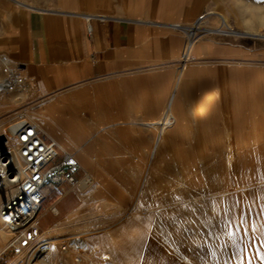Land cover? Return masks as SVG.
Here are the masks:
<instances>
[{
    "label": "crops",
    "instance_id": "1",
    "mask_svg": "<svg viewBox=\"0 0 264 264\" xmlns=\"http://www.w3.org/2000/svg\"><path fill=\"white\" fill-rule=\"evenodd\" d=\"M152 1L0 0V65L22 80L7 88L0 73V128L3 117L22 113L79 165L75 184L44 189L38 225L76 210V190L93 185L113 211H129L144 196L141 184L115 173L150 163L167 128L186 148H234L240 163L247 149H261L257 162L264 156V39H203L188 48L183 26L210 1L158 0L149 16ZM210 53L222 65L215 78L200 60ZM228 53L256 57L244 92L236 69L224 68ZM181 54L191 59L179 72Z\"/></svg>",
    "mask_w": 264,
    "mask_h": 264
},
{
    "label": "rangeland",
    "instance_id": "2",
    "mask_svg": "<svg viewBox=\"0 0 264 264\" xmlns=\"http://www.w3.org/2000/svg\"><path fill=\"white\" fill-rule=\"evenodd\" d=\"M82 1L88 6V0ZM209 1L208 7L183 26L188 48L203 39L219 38L242 46L252 39H264L259 19L264 16V0ZM157 2L147 6L149 16L158 11ZM219 15L226 17L225 26ZM201 16L205 17L197 19ZM226 55L224 68L236 69L237 86L244 92L251 81L245 76H255L246 67L256 57ZM190 59L183 54L179 72ZM217 59L214 53L200 59L209 63L211 78L218 76L222 67ZM9 70L0 65L6 80ZM11 115L14 113L8 116L10 120L3 117L0 134L14 118ZM167 117H163V127ZM181 142L167 128L150 163L139 165V172L122 169L115 173L125 178L135 174L141 184L144 196L139 200L136 195L129 211H113L111 198H99L94 185L77 189L76 210L53 215L45 226L37 224L45 212L40 209L35 218L39 237L58 242V254L52 255L48 264H264V156L256 160L261 149H247L240 163L234 148H186ZM237 188L241 190L232 193ZM4 198L7 193L0 195V206ZM0 228L4 229L1 223ZM75 238L84 247L77 246L61 256L58 245ZM7 245L0 249V264L13 259L15 264H27V251L14 255ZM106 256L110 260H105Z\"/></svg>",
    "mask_w": 264,
    "mask_h": 264
},
{
    "label": "built area",
    "instance_id": "3",
    "mask_svg": "<svg viewBox=\"0 0 264 264\" xmlns=\"http://www.w3.org/2000/svg\"><path fill=\"white\" fill-rule=\"evenodd\" d=\"M16 80L12 84L8 77L7 82L21 84L17 75ZM0 136L4 138L0 149V190L3 187L12 190L11 196L0 206V223L15 235L10 245L13 254L22 255L27 251L28 259L38 254L45 244L39 243L35 223L44 189L57 183L75 184L79 165L73 155H59L54 143L22 113L9 122Z\"/></svg>",
    "mask_w": 264,
    "mask_h": 264
},
{
    "label": "bare ground",
    "instance_id": "4",
    "mask_svg": "<svg viewBox=\"0 0 264 264\" xmlns=\"http://www.w3.org/2000/svg\"><path fill=\"white\" fill-rule=\"evenodd\" d=\"M219 17H220L221 23H223V25L225 26L226 22H227L226 17L223 15H219ZM259 19H260L262 25H264V16H262V17L260 16ZM182 57H183V54L180 55V59H182ZM8 77H9V81L12 82V84L17 82L16 75L13 72H10ZM6 87L9 88L10 83H8V85H6ZM170 119H171V116H168L166 118L165 123H164V129L170 126V124H171ZM4 193H7V199H8L12 194V190H10L8 187H3L0 190V195H3ZM5 200L6 199L4 198V201ZM9 233H11V232L6 231L3 228H0V249H2L4 247L3 246L4 244H5V246L8 244L7 246L9 247L10 245H12L14 243V238L11 237V234H9ZM79 238H81V237H79ZM79 238L70 239L66 242H62V244L60 243L58 245V250L60 251V255L65 257L66 255H68L70 253V251L75 249L77 246L84 247L83 244H80L81 240ZM38 239H39V241H41L39 243L44 242L45 244H44L43 248H41L39 250L40 252H38V254H33L30 258L28 257L27 264H48L49 259L53 257L52 255L58 254L57 253V244H58L57 240L47 241L46 239H42L41 237H39ZM196 241H198V240H196ZM104 259L110 260V257L106 256Z\"/></svg>",
    "mask_w": 264,
    "mask_h": 264
},
{
    "label": "water",
    "instance_id": "5",
    "mask_svg": "<svg viewBox=\"0 0 264 264\" xmlns=\"http://www.w3.org/2000/svg\"><path fill=\"white\" fill-rule=\"evenodd\" d=\"M4 142V138L2 136H0V149H1V145Z\"/></svg>",
    "mask_w": 264,
    "mask_h": 264
},
{
    "label": "snow or ice",
    "instance_id": "6",
    "mask_svg": "<svg viewBox=\"0 0 264 264\" xmlns=\"http://www.w3.org/2000/svg\"><path fill=\"white\" fill-rule=\"evenodd\" d=\"M258 2H261V0H258Z\"/></svg>",
    "mask_w": 264,
    "mask_h": 264
}]
</instances>
